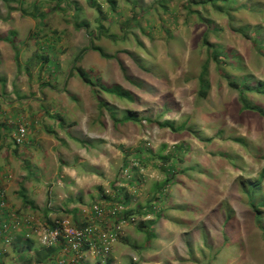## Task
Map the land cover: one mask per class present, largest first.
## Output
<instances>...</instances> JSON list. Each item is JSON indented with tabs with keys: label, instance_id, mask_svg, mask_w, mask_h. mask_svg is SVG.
I'll return each mask as SVG.
<instances>
[{
	"label": "rangeland",
	"instance_id": "obj_1",
	"mask_svg": "<svg viewBox=\"0 0 264 264\" xmlns=\"http://www.w3.org/2000/svg\"><path fill=\"white\" fill-rule=\"evenodd\" d=\"M78 1L90 30L99 24L94 6L98 4L107 16L101 24L116 35L115 40L100 37L94 41L109 57H102L104 62L99 66L89 61L84 68L93 87L72 70L75 65L82 67L80 59H74L80 53L82 57L89 44L83 30H75L66 22L67 14L52 13L46 18L47 27L49 24L57 32L45 34L48 39L54 38L56 50L39 51L51 57L43 76L38 74L34 59L27 70L26 59L39 49L29 34L33 20L18 18L16 13L7 23L0 19V35L10 36L19 50L16 62L10 42L0 48L8 50L9 55L7 63L0 66V74L6 72L0 92L7 105L0 102L1 110L6 108L0 110V123L7 139L0 155H4L2 150L13 152L12 133L18 123L29 128L42 116L47 123L63 116L69 122L99 121L107 128L115 127L118 138L106 133L111 173L122 174L123 160H136L133 154L140 151L143 160L138 163L143 171L132 169L131 173L136 170L139 174L134 177V187L142 194L165 178L163 170L170 161L157 155L172 154V181L163 197L154 195L156 199L151 200L160 205L161 199L172 193L183 209L195 215L193 210L200 211V221L213 219L217 223L218 251L210 258L215 261L212 264H264L263 231L257 223L264 224V193L246 184L263 172L260 178L264 190V116L242 109L238 99L239 88L264 83V0H220L214 4L216 8L190 0H116L122 9L117 12L108 10L106 0ZM3 12L0 5V18ZM124 15L132 16L126 25ZM5 25L13 33H4ZM204 39L215 45L217 59H213L212 48ZM205 61L208 88L206 97L201 98L197 95L198 76ZM100 84L119 85L135 98L107 94L98 88ZM54 90H61L60 99ZM244 97L264 109V88L244 91ZM99 102L105 105L100 108ZM24 107L33 116L29 113L31 117H22ZM50 108L55 110L46 112ZM35 109L44 114L34 116ZM128 112L137 114L140 121H121ZM163 120L173 122L174 127L182 126L181 130L160 127L157 122ZM20 164L26 167L23 159ZM254 195L256 200L262 198L255 201V218L249 206ZM170 198L171 194L166 202H171ZM9 264L24 262L16 259Z\"/></svg>",
	"mask_w": 264,
	"mask_h": 264
},
{
	"label": "crops",
	"instance_id": "obj_2",
	"mask_svg": "<svg viewBox=\"0 0 264 264\" xmlns=\"http://www.w3.org/2000/svg\"><path fill=\"white\" fill-rule=\"evenodd\" d=\"M19 1L3 3L0 0L4 11L3 17L0 18L2 21L5 23L8 20L11 21L14 13L18 15V18L25 16L32 19L34 25L29 34L33 35L34 44L35 37L57 32L49 24L45 29H39V21L29 16V11L28 14H22L17 8L8 11L9 6L18 7ZM21 1L25 7L35 0ZM70 1L72 0H67V2ZM75 1L78 5L79 1ZM53 3L54 1L43 0L44 5H40V10L47 12L45 19L52 13L67 14L70 17L69 14L74 12L71 9L63 12L61 10V7H64L63 3L57 10H50L48 5L51 7L55 5ZM82 11L83 9L80 8V19H83ZM66 22L70 23L69 19ZM70 25L72 26L71 23ZM5 26L4 33H13L11 32L13 29L8 25ZM44 40L47 41V36ZM50 41L54 42V38H50ZM6 42L0 40V48L8 45ZM86 50L79 58L83 69L88 66L89 61H93L97 66L104 62L99 52L89 48ZM7 51L0 49V66L7 63V57H9ZM70 65L72 66L73 62H70ZM2 75H6V72ZM54 93L57 94V99L61 98V90H54ZM1 94L0 92V102L7 106ZM61 108L58 110H62ZM5 109L4 107L1 111ZM54 110L50 108L46 112ZM29 113L33 116L32 111L27 107L22 109V114L25 115L22 117H31ZM33 113L34 116L44 114L42 110L36 111V109ZM3 129L4 125L0 123V147H3L7 141ZM28 129L27 140L23 145L13 144L12 153L2 150L4 155H0V187L5 190L11 209L20 213H33L44 222H49L53 218L67 217L74 225L83 226L91 221L90 209L100 200L114 202L121 197L120 199L123 200L121 204L127 207L128 211L135 212L148 207L149 200L160 190V182H155L150 189L142 193L143 195L132 197L129 187L134 186L133 183L122 179L121 172L116 175L111 173L113 166L108 163L106 156L108 141L106 133L110 132V138H118L120 134L115 127L107 128L105 123L99 121L89 124L69 122L65 121L63 116L58 121L47 123L42 116L39 121H33ZM22 159L27 168L21 167ZM127 161L126 158L123 160L124 165ZM2 164L4 166H1ZM133 175L139 177L136 170L133 171ZM139 182L141 183V179ZM145 182L147 183V179ZM114 187H116L115 190ZM170 194V200L174 202L172 204L166 202L169 201ZM177 194L181 193L177 192ZM168 196L165 200L161 199L162 211L159 217L153 215L150 219L153 222L146 224L154 236L147 239L137 226L129 224L125 227L124 234L113 244L105 260L99 256L92 257L85 252L80 259L69 262L73 255L71 252H65L61 245L44 247L39 245L34 236L24 241L23 236L17 233L15 242L4 249L2 263L9 264L16 259L22 260L24 264H58L60 259L67 260L68 264H212L215 262L210 258L218 251L215 249L219 232L217 223L213 219H211L212 222L203 223L197 218L200 211L193 210L197 214L195 215L192 210L183 209V205L175 201L176 195L169 193ZM29 258H31L30 262H28Z\"/></svg>",
	"mask_w": 264,
	"mask_h": 264
},
{
	"label": "built area",
	"instance_id": "obj_3",
	"mask_svg": "<svg viewBox=\"0 0 264 264\" xmlns=\"http://www.w3.org/2000/svg\"><path fill=\"white\" fill-rule=\"evenodd\" d=\"M27 136L26 125L18 123L12 133L15 145H23ZM132 169H137L138 173L143 171V167L139 165L138 161L132 159L122 170L121 177L125 181L133 179L134 185ZM120 186H124V184H120ZM141 191L140 188L129 187L132 197L140 195ZM11 208L5 190L0 187V264H2L4 249L15 242L17 233L23 236L24 241L34 236L39 245L44 247L61 245L65 252H71L73 255L69 262L80 259L85 252H88L92 257L99 256L105 260L110 254L113 244L124 234L125 227L129 224L136 226L140 222L151 219L153 214L149 209H156L150 205L149 208H143L142 215H127L125 211L128 208L117 200L114 202L100 200L94 203L90 209L91 221L83 226H78L74 225L67 217L53 218L49 222H44L33 213H20ZM83 212L86 213V211ZM133 259L135 260V258ZM58 264H68V261L60 259Z\"/></svg>",
	"mask_w": 264,
	"mask_h": 264
},
{
	"label": "trees",
	"instance_id": "obj_4",
	"mask_svg": "<svg viewBox=\"0 0 264 264\" xmlns=\"http://www.w3.org/2000/svg\"><path fill=\"white\" fill-rule=\"evenodd\" d=\"M2 1H3V3H6V2L13 1V0H2ZM50 1H54L53 4H55V5L51 6V7H50V5H48L50 10H57L58 7L63 3L64 7H61V10L63 12H66L67 9H71L72 11H74L72 14H69V16H70L69 17V22L72 24L74 29H76V30L83 29L85 31V33L87 35V38H88V42H89V45H88L87 48H91V49L99 52L102 57H106V58L109 57V55H106L103 52V50H102V48L100 46L95 45V43H94V41L99 40L100 37H106L109 40H115L116 39V35L114 33H109V28L110 27H108V26L104 27V25L101 24L102 21H107V16L105 14V11H103L101 9L100 5H98V4L94 5L95 6V10L97 12L96 22H99V24H98L97 28L95 27L94 31H92V30H90L89 22L87 20H85V19H80V7L77 5V2L75 0H72L70 2H67V0L65 2H63L62 0H50ZM190 1H193L195 3H200V4H210V5L214 6V4L217 1H220V0H190ZM106 2L109 3L108 4L109 5L108 10L110 9L113 12H117V11H120V10L122 11V9L119 8V4L116 2V0H106ZM48 4H50V3H48ZM51 4H52V2H51ZM18 5H19L18 7L9 6L8 7V11L14 10L15 8H17L20 12H22V14H25V13L28 14L27 12L29 11V14H30L29 16H32L34 19L39 21L38 25H40V26H38V28H40L42 30L46 28L47 20L45 19V16H46L47 12L40 10V5H44L43 4V0H35L32 4L28 3V5H25V7H23V3L20 0L18 2ZM190 7L191 6H190V3H189L188 8H190ZM214 7L216 8V6H214ZM122 17H124L125 25H126V23H129V19L132 18V16H128L127 17V15H124ZM133 17H135V15ZM114 23H115V21L111 23L112 26H113ZM124 23H123V25H124ZM111 24H110V26H111ZM121 26L122 25H120V27ZM40 38H45L46 39V35H42L40 37H35V39H36L35 40V45L39 46V49L37 51H35L28 59H26V61H27V70H28L30 63L32 62V59L36 60V62H37L36 66H38L37 68H38V72H39L38 74L43 76L46 73L45 71H46L47 63H48V61L50 60L51 57L49 56L48 53L43 52L41 54L39 51L40 50H42V51L43 50L44 51H49V50L55 51L56 50V43L51 42L50 39H48V38H47V41L46 40L40 41ZM0 40L8 41V42L11 43V47H12V49L15 52V54H14L15 55V60L17 62L18 56H19V53H18L19 50L16 48V45L13 43L14 41L10 38V36H6V37H1L0 36ZM204 42H205V44L207 46L212 48L213 59H217L219 55L216 53L215 45H212V44L208 43L206 39H204ZM86 49H84V50H86ZM80 54L75 56L74 62L79 60ZM207 62L208 61H205L203 63V65L201 67V71H200L199 76H198V86H199V88L197 90V95L199 97H201V98H205L206 94H207V91H206L207 88H208V82H207L208 66H207ZM72 70H74L77 73L78 77L80 78V80L83 83H85V84H87V85H89L91 87L94 86V83H93L92 79L89 77L88 73L82 67H79V66L75 65L74 67H72ZM48 77H51V76H48ZM4 81H5L4 77L0 76V83H4ZM40 81H42V79H40ZM131 82H133V81H131ZM138 84H140V83L138 82ZM231 84L232 83L230 82V85ZM260 87L264 88V83L261 82V81L256 83V85H254V86L253 85H246L245 87L239 88L240 91H239L238 99H239V101H240V103L242 105V109H249V110L257 111L258 113H260V114H262L264 116V109H262L261 107L253 104L250 100H248L246 97H244V91H256V92H259ZM98 88L101 91H103V92H105L107 94H112V95H115V96H118V97H123V98L125 97V98H127L129 100H134V98H135V96L133 94H131L130 91L125 90L121 86L116 85V84H113V85L100 84V87H98ZM94 92L97 93L95 90H94ZM98 105L101 108L105 104L103 102H99ZM110 109H112V108L110 107ZM124 120H132V121L137 122V121H140V117H138L137 114H133V113L128 112L121 119V121H124ZM157 124L160 127H167L169 129L176 130V131L177 130L180 131L181 130L180 127H182V126L174 127L173 122H171L169 120L158 121ZM233 140L236 141V142H239V143L242 142L241 138H234ZM182 146H183V144H182ZM139 152L140 151H138V153L134 154L137 157L136 158L137 161L143 160V158L138 155ZM157 156H158V158L163 159L165 161H170L171 162L173 160V158H172L173 155L172 154H170L168 156H163V155H161L159 153ZM128 162L129 161L126 162L125 167L127 166ZM170 162H168V164H166V167H164L163 171L165 172V178H164V180L162 182H160L159 186H161V187H160V190L156 194L160 198L163 197V195L165 194V191L167 190L166 187H168L169 186L168 184L172 181L171 176L173 174H171L172 173L171 171L173 170V163H170ZM262 174H263V172H261V174L259 175L258 178L252 179V180L248 181L246 184L249 185V186H252L253 189H255V187H259L260 191L264 193V190H262V186H261V180L262 179L260 178L261 176H263ZM132 180L133 179L128 180V181H130V183H133ZM244 188H246V185H245ZM115 189H116V187H114V190ZM255 196L256 195H254L251 198V201H252L253 204L249 205L251 210H252V212H253V214H254V218L257 216V213L255 211V209H256L255 201L259 202V200H262V198H259L258 200H256V198H254ZM261 196L264 197V195H261ZM120 198L117 199V202L122 203L123 200H121ZM152 199H156V198L153 197ZM261 204H262V202H261ZM150 205H152V206L156 207V209H158V210L155 209L157 212L155 210H153V209H149L150 212L158 218L159 217V212L162 211V205L161 204L159 205V201L155 202L154 200H150L149 201V206ZM149 206H148V208H149ZM138 211L134 212L132 210L131 211L127 210V211H125V213L127 215H131V214L142 215L144 213L143 212V208L139 209ZM259 214H261V212H259ZM229 216H230V213H229ZM152 222H153V220L149 219L147 221L140 222L138 225H136L137 229L139 231L143 232L147 239H150V238H152L154 236V233L149 231L147 226H146L147 223L149 224V223H152ZM257 223H259V227L263 231V236L262 237L264 238V224L262 223V221H257ZM30 261H31V258H29L28 262H30Z\"/></svg>",
	"mask_w": 264,
	"mask_h": 264
}]
</instances>
